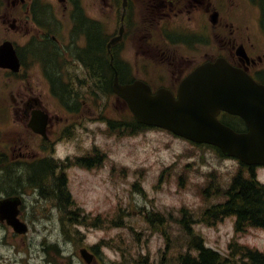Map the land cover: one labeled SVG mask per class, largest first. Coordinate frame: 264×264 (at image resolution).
Listing matches in <instances>:
<instances>
[{
  "label": "flooded vegetation",
  "instance_id": "flooded-vegetation-1",
  "mask_svg": "<svg viewBox=\"0 0 264 264\" xmlns=\"http://www.w3.org/2000/svg\"><path fill=\"white\" fill-rule=\"evenodd\" d=\"M240 2L243 0H130L119 20L124 32L118 43L109 49L108 45L119 35V31H106L107 26L100 18L96 4L88 7L83 0H0V20L7 32L4 41L9 40L14 44L21 63V71L17 74L0 70L4 76L8 75L9 79L15 81L13 85L0 88L7 101L6 104H0V164L17 167V171L21 172L37 161L36 154L32 152V136L37 139L35 145L38 149L53 145L54 120H59V116H52L42 96L28 87L27 79L32 72L40 74V80L49 84L51 92L47 68L51 65L49 56H55L58 90L64 96L70 94V98L75 99L77 95L67 91L65 84L93 86L97 81L93 66L85 61L86 53L94 55L95 52L91 38L105 44L110 68L114 66L120 81L142 78V69L160 60L167 66L164 70L170 71V74L156 80L177 95L182 80L201 64L186 72L183 64L187 58L174 54L168 40L173 38L172 27L178 19L198 11L204 18L202 37L206 39L207 30H213L209 45L221 55L227 49V55L221 57L264 83V0H248L249 4L245 5L257 21L255 32L259 39L251 32L253 29L249 25L236 29L233 24L224 22V6ZM214 15L218 16L216 24L212 23ZM247 15L244 14V20ZM230 27L232 30L225 37L224 30H230ZM201 43L206 48L205 57L208 58L209 45ZM241 49H244V55L238 53ZM111 76L110 81L113 80L114 72ZM91 92L93 90L88 89V94ZM78 101H84V98ZM37 111L49 114L48 140L33 133L30 128ZM219 119L232 128L240 125L242 131L246 127L239 117L227 112L222 111ZM85 161L92 164L90 158H85ZM14 172L15 169L12 174H8L9 178L18 176ZM3 197L9 196L3 192L0 199ZM23 208L22 218L25 219V204ZM0 226L7 227L4 222Z\"/></svg>",
  "mask_w": 264,
  "mask_h": 264
},
{
  "label": "rangeland",
  "instance_id": "rangeland-1",
  "mask_svg": "<svg viewBox=\"0 0 264 264\" xmlns=\"http://www.w3.org/2000/svg\"><path fill=\"white\" fill-rule=\"evenodd\" d=\"M95 1L97 3L100 2L99 0ZM245 5V0L239 4H230L229 12L225 9L223 13L224 22L228 21L230 13V15L235 17L237 24H248L255 33L257 28L255 18L249 14L251 10L249 7L246 8ZM100 7L104 11L102 6ZM234 13H237V15L235 16ZM247 13L248 15L244 20V14ZM196 15L197 18L192 22V27L195 28L201 17L200 14ZM6 35V29L3 26L2 20H0V41ZM193 55L197 58L203 56V54ZM192 63L193 61L187 62L189 65ZM40 78V74L32 72L27 79L28 87L33 92L39 93V88L37 87L41 86L42 93L44 94V103L51 113L59 115L58 122L62 126L65 125L67 127L71 125L74 122V117L61 113V106L48 95V87ZM3 82H7L9 85L15 83V81L0 73V88L3 86ZM5 98V93L0 90V104L7 103ZM113 108L114 110L123 111V106L120 102H113ZM94 112L93 109L87 108V111L81 114L91 118L89 119V123L85 125L88 129L77 128L79 138L56 146V156L67 158L77 155V153H80L79 155L81 156L87 148L93 149L97 147L100 150L99 154H105L107 157V167L103 169L86 171L76 168L69 172L72 195L82 207L95 215L106 213L111 208L119 205L129 210L126 213L128 227L140 225L141 220L137 212L140 210L141 205L146 202L149 206H153L144 196L132 193L133 184L139 179L136 175L142 171L145 172L143 186L149 198L155 201L154 204L174 211V209H179L185 205L198 207L201 204L196 188L193 186L186 188L189 181L203 182L209 173H215L214 183L216 187L221 185L226 187L227 181L230 182L232 176L241 169L238 163L232 160H221L213 151H207L204 155V152L201 150L194 149L183 141L176 140L167 134L159 132H147L137 136V138H121L116 136L110 138L109 133L101 130L107 129L104 124L99 122L100 116ZM191 152H194L196 155L190 159L178 160L180 155ZM202 153L205 165L197 172L196 169L202 163ZM176 162L179 164V167L176 171L173 170L174 176L172 182L168 184L161 182L160 184L159 177L156 176ZM113 165L117 166L116 172L113 171ZM121 168H127L130 171V173H127L126 178L122 177L121 172H118ZM109 170L111 171V175L109 174ZM182 174H185V178H187L184 185H180L178 182ZM258 177L264 183V171H259ZM214 201L218 202L219 200L215 199ZM33 210L34 222L32 221L31 231L25 238H15L11 230L0 233V264H85L77 256V252L79 251L73 242L72 244L67 241V244L64 242L61 215L59 213H50L51 209L44 207V205H37L36 203H34ZM198 230L204 236V240L208 246L219 250L221 253H226L229 241L234 236L233 219H228L215 227L202 226ZM83 231L86 233L85 239L87 243L91 245L98 243L101 239L111 240L118 238L120 235V231L113 229L85 228ZM126 233L123 234V237L127 242L125 246L127 247V254H129L130 264H144L142 261L136 260L139 259L136 255L137 250H139V253L151 257V261L145 264H162V262L157 263L156 258L157 254L160 253V244L163 238L159 236L152 238L153 233L151 232L152 234L142 235L139 241L135 236H132L130 231ZM175 235L177 237V234ZM183 237L187 240L184 235ZM148 239L149 241H147ZM181 239L178 237L177 240ZM240 239L241 242L264 249L263 230H253L249 234L243 235ZM44 240H47L49 244L59 243L67 251L66 255H70V257L68 259L61 258L56 261H48L43 243ZM163 250L165 251V255L173 256V251L166 253V250ZM106 254L107 259L117 258L111 251Z\"/></svg>",
  "mask_w": 264,
  "mask_h": 264
},
{
  "label": "water",
  "instance_id": "water-1",
  "mask_svg": "<svg viewBox=\"0 0 264 264\" xmlns=\"http://www.w3.org/2000/svg\"><path fill=\"white\" fill-rule=\"evenodd\" d=\"M3 55H5V47L0 48V56ZM7 61L6 65H9ZM0 64L5 65L4 59H0ZM212 68L218 73L230 72L225 65L219 64ZM226 78L228 79L227 76ZM230 80L232 81L215 83L214 86L230 89L231 98H228V102L247 120L250 130L248 133L236 134L218 125L213 117H196L193 123V117L200 115L198 110H193L197 101L189 100L184 96L178 101L165 95L151 97L141 83L121 86L116 81L114 90L129 102L131 109L139 118L149 124L164 126L196 142L220 146L227 155L238 157L245 163L264 164V85H258L251 78L241 74L231 75ZM214 101L221 102L222 96L217 93ZM204 123L207 124L208 129L203 128ZM4 217L10 219L6 214ZM12 224L17 231H26V227L18 221H12ZM83 255L88 262L91 261L86 253Z\"/></svg>",
  "mask_w": 264,
  "mask_h": 264
},
{
  "label": "trees",
  "instance_id": "trees-1",
  "mask_svg": "<svg viewBox=\"0 0 264 264\" xmlns=\"http://www.w3.org/2000/svg\"><path fill=\"white\" fill-rule=\"evenodd\" d=\"M91 44L95 46L94 55L86 53L85 61L88 65L93 66L94 77L100 79L102 84L104 81L110 79L113 72L115 73V68L114 66L110 68L109 63L111 62H109L105 44L93 38H91ZM49 61L51 63V72L57 77L55 56H49ZM109 87L110 85L101 87L96 85V90L100 91L101 88L108 89ZM65 89L70 92L67 88ZM67 96H70V94H67ZM44 168L45 166L43 165L33 168L30 183L43 189H46L47 185H51L54 189H52L50 195H55L65 205L69 201V196L64 188L66 185L65 179H56L53 184V181H50L53 173ZM16 179L10 177L9 181H6L5 184L10 185V187H12V184L19 185L20 182ZM227 195H229V199L225 203L215 206L207 214L218 216L237 215L238 231H242L244 224L245 226L264 229V185L260 184L259 181L257 182L253 176L251 178H243L239 175L233 180L230 189L227 191ZM184 231L188 236L187 249L178 254L177 264H264L263 252L235 245L232 246L231 256L234 259L238 258V260L237 263H232V260L229 258H224L218 252L206 248L203 240L194 231L188 228H185Z\"/></svg>",
  "mask_w": 264,
  "mask_h": 264
},
{
  "label": "bare ground",
  "instance_id": "bare-ground-1",
  "mask_svg": "<svg viewBox=\"0 0 264 264\" xmlns=\"http://www.w3.org/2000/svg\"><path fill=\"white\" fill-rule=\"evenodd\" d=\"M57 75V74H56Z\"/></svg>",
  "mask_w": 264,
  "mask_h": 264
}]
</instances>
